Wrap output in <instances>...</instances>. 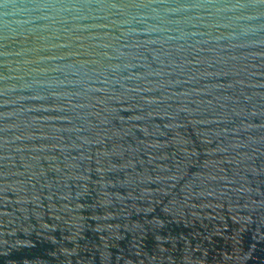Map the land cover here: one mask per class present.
I'll use <instances>...</instances> for the list:
<instances>
[{"label": "water", "instance_id": "95a60500", "mask_svg": "<svg viewBox=\"0 0 264 264\" xmlns=\"http://www.w3.org/2000/svg\"><path fill=\"white\" fill-rule=\"evenodd\" d=\"M0 264H264V0H0Z\"/></svg>", "mask_w": 264, "mask_h": 264}]
</instances>
